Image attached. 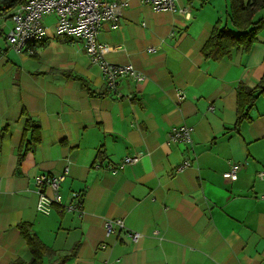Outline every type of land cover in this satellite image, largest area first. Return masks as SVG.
Returning a JSON list of instances; mask_svg holds the SVG:
<instances>
[{
	"label": "crops",
	"instance_id": "0c3cea01",
	"mask_svg": "<svg viewBox=\"0 0 264 264\" xmlns=\"http://www.w3.org/2000/svg\"><path fill=\"white\" fill-rule=\"evenodd\" d=\"M122 1L117 25L103 23L97 40L107 61L131 63L145 78H121L115 94L81 39L55 35L53 16L31 52L0 48V264H30L19 222L50 248L42 264H264V91L250 120L235 125L238 85L254 88L264 76V27L249 51L206 59L201 48L226 22L227 0H177L189 19ZM23 109L39 122L40 142L18 163ZM178 125L192 128L191 142L170 145ZM134 154V164L109 170ZM184 159L191 166L176 172ZM66 163L61 204L39 213L35 178ZM234 163L231 181L223 173ZM73 191L82 205L67 211ZM114 218L140 237L106 236Z\"/></svg>",
	"mask_w": 264,
	"mask_h": 264
},
{
	"label": "built area",
	"instance_id": "2783aa9c",
	"mask_svg": "<svg viewBox=\"0 0 264 264\" xmlns=\"http://www.w3.org/2000/svg\"><path fill=\"white\" fill-rule=\"evenodd\" d=\"M149 5L154 11H171L190 18L189 6L181 5L177 0H139ZM127 5L122 0H25L15 5L12 10L3 15L9 18L11 26L5 35L9 46L17 53L30 51V46L43 40L47 33L45 17H54V33L56 36L77 37L83 42L84 49L90 62L96 64L103 76L105 89L108 93H117V83L121 78L130 77L141 82L144 75L133 64H116L107 61L97 40L100 26L107 22L115 27L122 15L123 8ZM150 48L149 51H154ZM183 94L180 95L183 98ZM192 128L187 125L172 127L168 133L167 143L170 145L191 142ZM140 154L126 155L117 163L108 164L112 173H117L125 165L134 164ZM191 166L189 159H184L176 168L181 172ZM240 165L234 163L223 173V177L234 181ZM69 173V164L66 163L59 173L42 174L35 178L38 200L36 210L47 214L55 204H61L60 187ZM260 179H264V170L257 172ZM50 191V195L45 193ZM83 194L73 191L69 196V203L65 206L67 211L79 210L82 205ZM106 236L124 231L132 241L140 237L137 231H131L124 225L122 219H106L104 221Z\"/></svg>",
	"mask_w": 264,
	"mask_h": 264
},
{
	"label": "trees",
	"instance_id": "16d2710c",
	"mask_svg": "<svg viewBox=\"0 0 264 264\" xmlns=\"http://www.w3.org/2000/svg\"><path fill=\"white\" fill-rule=\"evenodd\" d=\"M25 0H0V16L7 15L12 8ZM228 11L226 22L221 24L217 21L209 35V38L201 48V53L206 59L218 60L228 55L233 48H242L249 51L256 41L257 32L264 27V16L255 19L257 11L264 8V0H227ZM65 76L77 80L89 94L94 91L88 82L78 76L63 72ZM264 91V76L254 88L244 84L237 87V118L236 126L243 120H250L249 110L256 98ZM22 114L26 116L21 144L18 149V163L23 155L35 148L40 142V124L30 117L23 109ZM17 229L24 238L31 253L30 264H42L43 256L50 252L48 248L31 230L27 222L16 224ZM12 264H25L22 260H15Z\"/></svg>",
	"mask_w": 264,
	"mask_h": 264
},
{
	"label": "rangeland",
	"instance_id": "374dc122",
	"mask_svg": "<svg viewBox=\"0 0 264 264\" xmlns=\"http://www.w3.org/2000/svg\"><path fill=\"white\" fill-rule=\"evenodd\" d=\"M263 14V13H262ZM260 16V15H259ZM258 15L257 16H255V19H257L258 17H259ZM45 22L47 21V20H50V18H48V16L47 17H45ZM11 26V21H10V19L9 18H6V17H4L3 16V18L0 16V28H2L3 30H4V34L6 35V33L8 32V29H9V27ZM5 35H1L2 37H0V48L1 49H6L7 47V49H11L12 51H14L10 46H9V44L7 43V41H6V39H5ZM15 52V51H14ZM15 53H17V52H15ZM17 54H20V53H17ZM23 54V53H22ZM27 57H29V56H27ZM30 61H33V58H31V57H29L28 58ZM33 63H34V61H33ZM26 66V65H25ZM27 67V66H26Z\"/></svg>",
	"mask_w": 264,
	"mask_h": 264
}]
</instances>
